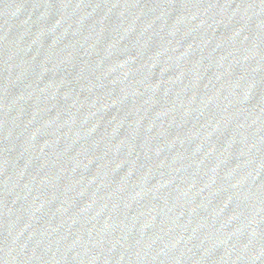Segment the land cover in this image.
Wrapping results in <instances>:
<instances>
[{"label": "water", "instance_id": "water-1", "mask_svg": "<svg viewBox=\"0 0 264 264\" xmlns=\"http://www.w3.org/2000/svg\"><path fill=\"white\" fill-rule=\"evenodd\" d=\"M0 264H264V0H0Z\"/></svg>", "mask_w": 264, "mask_h": 264}]
</instances>
